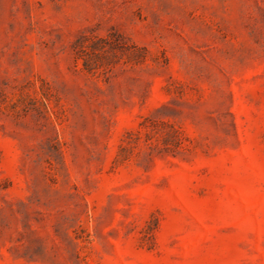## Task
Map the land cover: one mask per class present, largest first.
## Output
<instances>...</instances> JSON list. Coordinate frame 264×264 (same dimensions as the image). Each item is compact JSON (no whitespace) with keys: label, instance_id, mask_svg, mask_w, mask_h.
<instances>
[{"label":"rangeland","instance_id":"1","mask_svg":"<svg viewBox=\"0 0 264 264\" xmlns=\"http://www.w3.org/2000/svg\"><path fill=\"white\" fill-rule=\"evenodd\" d=\"M0 264H264V0H0Z\"/></svg>","mask_w":264,"mask_h":264}]
</instances>
